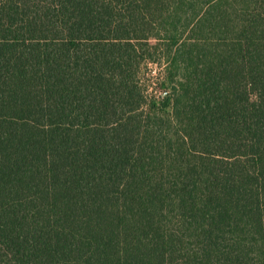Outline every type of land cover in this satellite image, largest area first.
<instances>
[{
  "label": "trees",
  "instance_id": "16d2710c",
  "mask_svg": "<svg viewBox=\"0 0 264 264\" xmlns=\"http://www.w3.org/2000/svg\"><path fill=\"white\" fill-rule=\"evenodd\" d=\"M0 264H264V0H0Z\"/></svg>",
  "mask_w": 264,
  "mask_h": 264
},
{
  "label": "rangeland",
  "instance_id": "374dc122",
  "mask_svg": "<svg viewBox=\"0 0 264 264\" xmlns=\"http://www.w3.org/2000/svg\"><path fill=\"white\" fill-rule=\"evenodd\" d=\"M160 67L153 63H149L147 68L145 69V77L143 79V83L147 88V93L151 94H159L161 93L162 87L159 86L158 76L160 73Z\"/></svg>",
  "mask_w": 264,
  "mask_h": 264
}]
</instances>
